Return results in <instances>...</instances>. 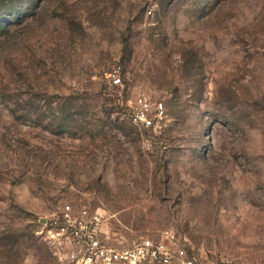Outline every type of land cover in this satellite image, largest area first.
Here are the masks:
<instances>
[{
	"label": "rangeland",
	"instance_id": "1",
	"mask_svg": "<svg viewBox=\"0 0 264 264\" xmlns=\"http://www.w3.org/2000/svg\"><path fill=\"white\" fill-rule=\"evenodd\" d=\"M66 203L117 246L264 264V0H0V264H65L39 231Z\"/></svg>",
	"mask_w": 264,
	"mask_h": 264
},
{
	"label": "built area",
	"instance_id": "2",
	"mask_svg": "<svg viewBox=\"0 0 264 264\" xmlns=\"http://www.w3.org/2000/svg\"><path fill=\"white\" fill-rule=\"evenodd\" d=\"M148 14L153 10L149 9ZM110 84H122L121 67L110 74ZM130 117L141 129H161L165 114L160 101L139 95L131 103ZM105 213L90 204H63L41 219L39 234L52 253L65 264H199L188 257L182 238L173 229L162 231L160 238H146L131 246H117L104 235Z\"/></svg>",
	"mask_w": 264,
	"mask_h": 264
}]
</instances>
